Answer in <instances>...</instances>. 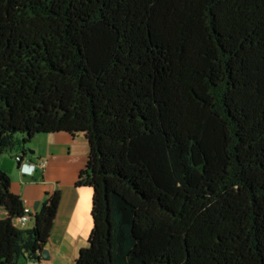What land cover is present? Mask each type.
I'll return each mask as SVG.
<instances>
[{"label": "trees", "instance_id": "16d2710c", "mask_svg": "<svg viewBox=\"0 0 264 264\" xmlns=\"http://www.w3.org/2000/svg\"><path fill=\"white\" fill-rule=\"evenodd\" d=\"M88 142L93 227L73 264H264V0H0V159ZM0 164V264L37 262Z\"/></svg>", "mask_w": 264, "mask_h": 264}, {"label": "crops", "instance_id": "0c3cea01", "mask_svg": "<svg viewBox=\"0 0 264 264\" xmlns=\"http://www.w3.org/2000/svg\"><path fill=\"white\" fill-rule=\"evenodd\" d=\"M36 139L37 143L33 144L35 150H30V155L23 162L31 164L46 159L44 170L37 168L29 174L32 168L27 165L26 173H23L12 154L0 159L10 174L11 190L21 196L32 213L39 210L46 193H61L54 226L45 246L49 250V258L43 259L41 254L37 262L24 261L26 264H73L79 250L87 245L93 227V189L76 185L88 159V142L83 136H72L66 132L41 135ZM5 214V210L0 209V218ZM33 225V218L24 226L17 224L19 228H31Z\"/></svg>", "mask_w": 264, "mask_h": 264}, {"label": "built area", "instance_id": "2783aa9c", "mask_svg": "<svg viewBox=\"0 0 264 264\" xmlns=\"http://www.w3.org/2000/svg\"><path fill=\"white\" fill-rule=\"evenodd\" d=\"M46 165H47L46 159H43L38 163H32V164H30L32 169L28 173L31 174L34 170H36V168H41L44 170ZM21 171L26 173L25 170L21 169ZM31 215H32L31 209L29 207L25 206L24 214L19 219H17L15 221V224L16 225L19 224V225L24 226L32 218Z\"/></svg>", "mask_w": 264, "mask_h": 264}, {"label": "rangeland", "instance_id": "374dc122", "mask_svg": "<svg viewBox=\"0 0 264 264\" xmlns=\"http://www.w3.org/2000/svg\"><path fill=\"white\" fill-rule=\"evenodd\" d=\"M37 139L36 138H34L28 145H27V149H28V152H30V150H35L34 149V143H37ZM34 144V145H33ZM5 157V156H4ZM0 164L1 165H3V160H0ZM27 262H25L24 260H21L20 262H19V264H26Z\"/></svg>", "mask_w": 264, "mask_h": 264}, {"label": "water", "instance_id": "95a60500", "mask_svg": "<svg viewBox=\"0 0 264 264\" xmlns=\"http://www.w3.org/2000/svg\"><path fill=\"white\" fill-rule=\"evenodd\" d=\"M42 258L43 259L49 258V250L47 248L42 251Z\"/></svg>", "mask_w": 264, "mask_h": 264}, {"label": "clouds", "instance_id": "9594fccd", "mask_svg": "<svg viewBox=\"0 0 264 264\" xmlns=\"http://www.w3.org/2000/svg\"><path fill=\"white\" fill-rule=\"evenodd\" d=\"M31 164H32V163H31ZM27 165L30 166V164L23 162V163L21 164V166H20V170H21V169L24 170V169H25V166H27ZM36 169H37V168H36ZM34 171H35V170H34ZM34 171H33V172H34ZM33 172H32V173H33ZM23 173H24V172H23ZM32 173H31V174H32Z\"/></svg>", "mask_w": 264, "mask_h": 264}]
</instances>
